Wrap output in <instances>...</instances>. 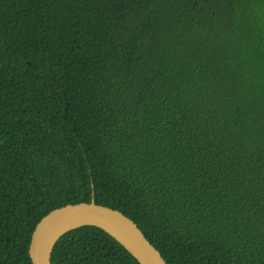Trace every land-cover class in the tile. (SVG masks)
Segmentation results:
<instances>
[{
    "label": "trees",
    "instance_id": "16d2710c",
    "mask_svg": "<svg viewBox=\"0 0 264 264\" xmlns=\"http://www.w3.org/2000/svg\"><path fill=\"white\" fill-rule=\"evenodd\" d=\"M167 264H264V0H0V264L91 201ZM52 264H140L94 225Z\"/></svg>",
    "mask_w": 264,
    "mask_h": 264
},
{
    "label": "water",
    "instance_id": "95a60500",
    "mask_svg": "<svg viewBox=\"0 0 264 264\" xmlns=\"http://www.w3.org/2000/svg\"><path fill=\"white\" fill-rule=\"evenodd\" d=\"M82 225H94L109 233L140 264H167L160 250L132 218L93 199L56 207L37 222L28 249L32 264H52L57 240L68 230Z\"/></svg>",
    "mask_w": 264,
    "mask_h": 264
}]
</instances>
